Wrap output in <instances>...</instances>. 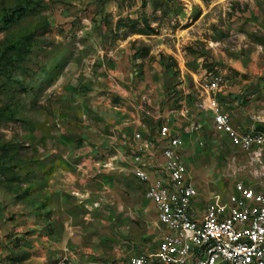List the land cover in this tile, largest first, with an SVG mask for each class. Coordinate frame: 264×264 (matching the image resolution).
Listing matches in <instances>:
<instances>
[{"label": "rangeland", "instance_id": "1", "mask_svg": "<svg viewBox=\"0 0 264 264\" xmlns=\"http://www.w3.org/2000/svg\"><path fill=\"white\" fill-rule=\"evenodd\" d=\"M20 8L23 10L17 11L16 19L7 26L4 19L8 13ZM118 15L119 20L131 18L143 25L147 19L156 30L153 36H130L133 86L146 82L147 72L146 89L153 91L154 98L156 87L161 86L162 106L174 121V129L187 137L183 160L199 181L201 207L224 202L232 192L235 178L227 158L237 150L215 132L214 114L204 107L208 108L209 97L222 105V95L231 84L241 89L239 102H248L247 93L254 85L250 70L258 54L264 57V0H0V63L2 55L14 62L7 73L0 70V182L22 181L18 183L21 186L5 184L4 194L12 201L0 193V215L7 221L16 220L11 211L18 208V200L26 203L32 169H76V155L60 138L64 125L54 109L61 95L55 92L57 88L50 90L52 94L37 90L41 97L34 105L33 87L37 84L42 89L44 73L54 71L57 65L65 66L71 54L82 51L83 37L68 41L70 24L71 28L77 25L78 31L87 21L97 28L107 27ZM127 31L116 29L112 35L127 40L129 37L123 39ZM19 56L22 60L16 64ZM62 58L64 61L58 62ZM238 69H244V74ZM157 72L161 73L158 77ZM215 78L221 79V86L211 91L207 85ZM115 81L126 85L119 78ZM183 109L185 116L181 115ZM152 114L146 119V140L152 139L163 122ZM46 116L49 127L40 118ZM44 127L51 130L50 141L36 145L33 133H40ZM133 147L137 148L138 142ZM155 147L159 149V145ZM122 169L110 177L98 175L93 189L100 190L101 195L91 194V205L80 204L76 197V206L69 202L71 219L66 215L69 230L85 232L78 242L96 244L103 264H124L134 255L150 253L164 235L153 205L145 198V188L129 169ZM23 192L26 194L21 197ZM24 205L28 211L29 204ZM83 209L94 217H81ZM2 239L0 246L6 248L16 249L23 243V237L12 233ZM24 259L27 255L12 253L6 262L27 264Z\"/></svg>", "mask_w": 264, "mask_h": 264}, {"label": "crops", "instance_id": "2", "mask_svg": "<svg viewBox=\"0 0 264 264\" xmlns=\"http://www.w3.org/2000/svg\"><path fill=\"white\" fill-rule=\"evenodd\" d=\"M119 18L120 15L116 16L112 25L107 27L99 25L98 28L94 27L96 26L94 23L87 21V24L80 25V31L77 25L71 28L70 24L66 32L71 30V38L83 37L82 42L80 41L82 51L74 52L73 47H70L74 53L66 60V65L58 70L44 73L45 86L38 89L36 84L32 89V92L35 91L31 93L34 94V105H38L41 97L37 94V90L41 94L57 88L55 92L61 95L57 98L59 103L54 109L59 111V118L64 125V129L59 132L62 134L60 138L68 143L69 149H72L76 155V169L31 170L32 178L28 182L29 194L24 203L29 204L28 211H25V205L20 203L22 200H18L19 203L16 204L18 208L11 211V214H16V220L10 222L11 220L7 221L3 215H0V239L7 237L9 233L15 237H23V243L16 249L12 246L7 248L0 246V264H8L6 258L12 253L27 255V259H24L27 264H103L99 260L100 252L96 254L100 251L95 247L96 244L78 242L77 238L83 237L85 232L69 230V219L66 220V215L71 219L69 202L72 203V207L76 206V197H78L80 204L91 205L90 195H101L100 190L93 189L94 182L98 181L95 180L98 175L105 173L110 177L111 173L118 174L123 170L122 168L131 172V165L121 156L134 148L133 145L137 142L133 136L139 131L144 139L147 138L144 135L149 129L146 119L151 113L153 117L158 115L157 118H161L162 121L170 117L161 104L160 99L163 98L159 95L162 92L159 90L161 86L156 87V98L153 97V91L146 89L149 72L146 74V82L133 86V70L130 66L134 52L130 48L131 39L129 37L127 40H122L112 35L113 32L116 35V20ZM88 30H95V33L88 34ZM71 38L68 39L69 42L73 40ZM259 48H262L261 44ZM63 58L61 61H64ZM263 58L258 54L250 70L254 85L247 93L248 102H239L238 95L242 94L241 89L232 84L226 87L222 95L223 103L220 105L222 111L230 115L233 127L238 130L264 131ZM238 70L241 75L244 74V69ZM160 74L157 72V77ZM49 76H55V81L46 85ZM116 78L126 85L117 84ZM211 100L209 97L206 105H209ZM40 118L45 121L46 126H50L47 116ZM173 125L174 121L173 132L181 134L186 144L187 137L175 130ZM39 132L33 133L35 144L40 146L44 141L46 145L50 141L51 130L44 127L39 129ZM158 133L159 130L154 132L152 139L156 138ZM159 150L154 152L156 155L154 160L155 164L160 166L163 164V158ZM227 162L235 183L243 181L246 185H259L264 169V149L262 165L252 163V156L240 150L230 154ZM63 175H65L64 179ZM131 175L134 178L133 174ZM155 175L152 171V176ZM192 175L199 192L196 204L201 207L203 196L193 169ZM134 180L139 183L135 178ZM139 184L146 192L145 185ZM5 191V184H0V193L5 200L12 201L9 196H5ZM26 213L27 216L24 217ZM85 215H88V218L94 217V214L81 210V217ZM87 222L91 223L89 219ZM159 225L164 228V234H167L168 230L163 225ZM59 238L61 240H58Z\"/></svg>", "mask_w": 264, "mask_h": 264}, {"label": "built area", "instance_id": "3", "mask_svg": "<svg viewBox=\"0 0 264 264\" xmlns=\"http://www.w3.org/2000/svg\"><path fill=\"white\" fill-rule=\"evenodd\" d=\"M207 86L217 91L221 79H212ZM204 109L214 114L217 134L250 154L252 163L262 165L264 131L234 128L230 115L215 100ZM181 115L185 116L184 109ZM172 123L165 118L153 139L136 133L133 139L139 149L121 156L131 165L134 178L145 185L158 223L168 230L155 251L133 256L125 264H264V169L259 185L237 181L224 202L199 207L194 177L183 160L185 141L173 132ZM156 144L163 158L160 166L154 160Z\"/></svg>", "mask_w": 264, "mask_h": 264}, {"label": "trees", "instance_id": "4", "mask_svg": "<svg viewBox=\"0 0 264 264\" xmlns=\"http://www.w3.org/2000/svg\"><path fill=\"white\" fill-rule=\"evenodd\" d=\"M22 10L23 9L20 8L19 10H16V11H13V12H9L8 16L4 19V22L6 23V25L9 26L10 24H12L14 19H16L17 11L20 12ZM139 24H140V26H139ZM139 24L133 22V20L131 18L120 19L117 22V24H116V29L120 30L121 28H124V29L128 28V31L123 36V39H127L128 37H130L132 35H139V36H153V35H156V30L153 27H151V24L149 23V21L147 19H145L144 25H143V23H139ZM21 58H22V56L18 57V59L16 60V64L18 62H21V60H22ZM1 59H2V63H0V70L3 71V73L4 72L7 73L9 71V68L12 69V67L14 66V62L8 61L9 59L7 57H5L4 55L1 56ZM60 61H61V59L58 62H60ZM63 66L64 65L62 64L58 68V65H57L54 70H58L60 68H63ZM54 81H55V76H52V77L49 76L47 85L52 84ZM21 182L22 181H20L18 183L22 184ZM18 183L13 181L12 179H10V180L6 181L3 184H7V186L10 187L12 185L19 186L20 184H18ZM0 184H1V182H0ZM25 194L26 193L23 192L21 197L23 195H25Z\"/></svg>", "mask_w": 264, "mask_h": 264}]
</instances>
